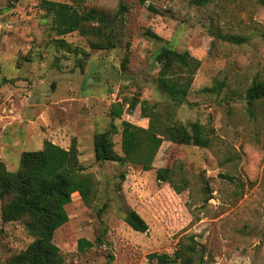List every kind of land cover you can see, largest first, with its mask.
<instances>
[{
  "label": "rangeland",
  "instance_id": "rangeland-1",
  "mask_svg": "<svg viewBox=\"0 0 264 264\" xmlns=\"http://www.w3.org/2000/svg\"><path fill=\"white\" fill-rule=\"evenodd\" d=\"M42 1L0 0V162L17 172L24 152L40 151L46 141L68 149L76 140L95 199L87 206L74 194L66 206L69 221L54 237L62 264H158L151 254L173 258L180 248L173 264H264V99L250 107L246 97L254 81L264 82V6L258 0H84L83 7L108 17L113 30H103L115 35L116 48L98 50L92 44L106 45L105 33L56 36ZM217 33L247 41L230 43ZM163 48L200 61L183 105L157 83L155 57ZM216 84L223 85L219 92L206 91ZM135 98L175 123L212 130L211 146L164 141L150 171L97 162L94 136L110 128L116 103ZM127 108L122 120L149 128L141 104ZM112 139L122 155L120 134ZM161 168L186 178L189 188L177 195L157 180ZM3 205L1 264L36 239L26 219L3 222ZM129 210L147 232L125 223ZM81 239L93 246L80 251Z\"/></svg>",
  "mask_w": 264,
  "mask_h": 264
},
{
  "label": "trees",
  "instance_id": "trees-1",
  "mask_svg": "<svg viewBox=\"0 0 264 264\" xmlns=\"http://www.w3.org/2000/svg\"><path fill=\"white\" fill-rule=\"evenodd\" d=\"M18 0H9L13 4ZM146 3L147 0H141ZM209 0H194V4H207ZM264 6V0H258ZM84 0L68 4L50 0L41 2L42 8L53 16L54 32L58 37L79 32L82 35H104V30L111 27L109 19L97 9L83 7ZM151 9H153L150 6ZM125 12L126 8H122ZM106 34V33H105ZM107 35V34H106ZM105 35V36H106ZM224 41L243 44L245 37L217 33ZM106 45L103 42L92 44L94 49L116 48L113 41L114 33L107 35ZM64 48V40L57 42ZM126 62L128 57H126ZM155 62L161 66L157 83L164 95L170 97L176 105L187 102V96L194 82V77L200 68V61L189 53L163 48L155 57ZM206 91L219 92L223 85ZM248 105L264 99V82L254 81L246 93ZM141 104L144 118L150 119L148 129L122 120L127 111L133 112ZM110 128L94 136V152L97 162H114L120 165L140 167L143 171L153 169L154 160L164 141L171 143L209 148L212 143V130L198 124L186 126L178 124L159 112L156 106L148 102L132 99L129 103H116L111 111ZM121 120L120 127L115 124ZM120 134L122 155L115 152L112 137ZM157 180L169 184L177 194H182L189 188L186 178L175 179V174L169 169H158ZM232 180L230 176H223ZM124 179V176L122 177ZM79 194L85 205L90 206L95 199V181L84 173L79 160L76 140L65 149L51 141H46L40 151L24 152L21 156L17 172H9L3 162H0V201L3 202L2 220L10 223L26 219L30 234L36 239L22 253L2 264H62L60 249L54 243L56 231L69 221L66 206L72 202V196ZM125 223L134 231L145 233L148 230L146 222L135 212L129 210ZM93 244L85 239L79 240V250L85 251ZM182 248L177 250L172 258L168 254H151L150 261L158 264H173L180 259ZM1 264V263H0Z\"/></svg>",
  "mask_w": 264,
  "mask_h": 264
}]
</instances>
